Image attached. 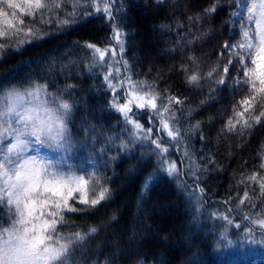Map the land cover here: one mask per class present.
Masks as SVG:
<instances>
[{
    "label": "trees",
    "instance_id": "trees-1",
    "mask_svg": "<svg viewBox=\"0 0 264 264\" xmlns=\"http://www.w3.org/2000/svg\"><path fill=\"white\" fill-rule=\"evenodd\" d=\"M222 2L224 6L217 9L211 20L190 22L189 17L202 12L215 0H111L113 19L106 13H96L85 0H79L78 10L87 8L94 14L77 17V23L63 30H58L55 21L66 15L57 17L52 12L49 14L52 23L34 25L33 18L24 17L26 26H34L41 34H51L22 46L20 52L9 48L8 54L0 57V87L18 88L36 82L50 84L48 91L55 92L68 84L77 86L71 96L64 97L74 101L76 107L69 125L70 145L60 146L64 152L58 160L59 168L83 174L86 160L93 156L95 169L85 177L95 175L112 190V198L96 210L65 214L67 220L74 222L67 225L65 233L98 229L82 242L79 264H214L213 253L222 236L230 241L242 239L256 243L264 235V228L253 223L264 218L261 215L264 195L258 183H240L253 172L264 175L260 170L264 163V122L254 124L243 135L220 132L233 115V106H238L248 95L247 89L233 92L229 81V87L220 86L213 93L215 100L200 107V101L210 95L209 88L216 87L213 81L220 73L194 87L186 83V72L181 68L185 65L187 74L198 70L203 75L218 63L219 46L225 40L234 43L240 39L238 26L229 31L233 28L229 14L234 9L227 6L226 0ZM72 6L69 0L65 11L71 12ZM178 24L183 27L178 28ZM114 25H119L124 33L122 56L130 69L124 73L122 68V75L131 74L133 80L149 83L155 80L158 91L168 89L169 94L185 100L184 115L176 112L182 129L201 121L200 128L191 131L181 149L171 152L178 167L189 163L206 166L204 171L197 172L199 185L205 189L199 203L196 202L199 192L191 196L181 183L186 181L192 187V177L182 175L174 181L166 173L154 171L155 157L148 153L141 156L140 147L130 152L118 149L128 137L122 131V123H118L120 115L108 108L112 93L106 90L102 70L97 67L89 71L91 53L83 47L85 42L100 47L114 44L111 40ZM208 29L212 31L207 36L187 43ZM147 53L155 56L153 61L150 62ZM193 55L198 68L188 59ZM220 63L222 66L226 60ZM39 64H43L41 69L37 67ZM230 73L235 75L232 69ZM237 110L242 108L238 106ZM254 114L258 115L259 110ZM141 123L149 126L147 117ZM153 128L155 134L156 126ZM201 133L204 139L200 138ZM117 135L120 139H116ZM160 135L168 139L165 133ZM109 139L114 142L110 144ZM185 147L191 160L183 155ZM245 190L250 199L240 204ZM76 206L84 207L79 203ZM223 216H228V220Z\"/></svg>",
    "mask_w": 264,
    "mask_h": 264
},
{
    "label": "snow or ice",
    "instance_id": "snow-or-ice-1",
    "mask_svg": "<svg viewBox=\"0 0 264 264\" xmlns=\"http://www.w3.org/2000/svg\"><path fill=\"white\" fill-rule=\"evenodd\" d=\"M226 2L229 8L234 9L229 14L233 18V28L229 31L238 26L240 39L234 43L225 40L219 46L218 63L203 75L198 70L187 74L189 70L185 65H181V68L186 72V83L194 87H200L202 80H211L217 72L220 73L213 81L216 87L209 88L210 95L200 101V107L215 100L213 93L220 86L229 87V81L233 92L247 89L248 95L238 102L242 110H237L238 106L234 105L233 115L220 129L222 133L239 132L243 135L254 124L264 122V0ZM68 3L69 0H0V41H4L0 42V57L6 56L9 48L20 52L22 46L36 43L44 35L51 34H41L34 26H26L24 17L33 18L34 25L37 22L52 23L49 16L52 12H56L57 17L66 15V18H57L55 21L58 30H63L77 23V17L94 14L87 8L78 10L76 5L79 0H72V10L66 12ZM85 3L90 4L96 13H106L113 19L111 0H85ZM223 6L222 0H215V3L188 19L190 22L209 21L217 9ZM18 13L22 16H18ZM177 27L183 25L178 24ZM210 31L212 29L187 43L202 39ZM123 37L119 25H114L111 37L114 44L110 42L100 47L96 43L85 42L83 45L91 53L89 71L97 67L102 70L106 90L112 93L108 108L120 115L118 123H122V131L128 137L126 141H121L118 149L130 152L140 147L141 156L148 153L155 157L157 167L154 171L164 172L174 181L182 175L192 177V187L186 181L181 183L191 196L199 192L196 201L199 203L205 189L199 185L197 172L204 171L206 166L189 163L178 167L176 160L171 158V152L181 149V145L189 140L191 131L200 128L201 121L182 129L176 112L180 111L181 116L184 115L182 106L185 100L169 94L168 89L158 91L155 80L149 83L133 80L131 74L121 75L122 68L125 73L130 72L128 61L122 56L125 44ZM188 59L198 68L194 55ZM224 60L226 63L221 66L220 62ZM230 69L234 70L235 75L230 73ZM50 87L47 83L29 84L23 89L0 87V264H79L82 242L98 229L91 227L86 232L73 230L65 233L67 225L74 223L67 220L65 214L94 211L102 202L112 198V190L101 184L95 175L85 179L73 172L62 171L52 160L28 154L30 150L39 151L38 147L33 148V144L50 146L55 143L64 146L70 145L72 139L69 125L76 105L64 97L65 94L71 96L77 86L68 84L55 92H49ZM257 109L258 115L254 114ZM145 117L148 127L141 123ZM153 125L156 126L155 134ZM160 133H165L168 139ZM200 138L204 139L203 133ZM116 139H120L119 135ZM113 142L109 139L110 144ZM183 155L191 160L186 147ZM260 170L264 171V163L260 165ZM245 181L258 183L260 193L264 195V175L260 172L245 176V180L240 183ZM249 199V192L245 190L239 203L245 204ZM77 203L84 207L78 208ZM223 219L228 220V216H223ZM253 223L264 228V218H258Z\"/></svg>",
    "mask_w": 264,
    "mask_h": 264
},
{
    "label": "rangeland",
    "instance_id": "rangeland-1",
    "mask_svg": "<svg viewBox=\"0 0 264 264\" xmlns=\"http://www.w3.org/2000/svg\"><path fill=\"white\" fill-rule=\"evenodd\" d=\"M158 53L159 52H156V55ZM146 56H148L150 62L153 61L155 57L154 55L152 56L151 54L148 53L146 54ZM41 65L43 64H39V66L37 67L41 69L42 68ZM35 83L36 82H32L30 84H35ZM28 85L18 88L23 89L28 87ZM37 147L39 148L38 152L30 150L28 154L38 155L42 159L52 160L56 162L57 167L59 168L58 160L62 158V154L64 152V150L60 146H57L55 143H52L50 146L49 145L37 146L33 144V148H37ZM86 161H87V168L85 173L83 174L76 172L73 173L85 177V175L88 172L93 171L96 166L95 158L91 156ZM62 171L70 172L65 170ZM85 179L87 178L85 177ZM213 263L214 264H264V235L262 236V238H259L256 243L242 239L236 241H230L226 237L222 236L215 247L213 253Z\"/></svg>",
    "mask_w": 264,
    "mask_h": 264
}]
</instances>
